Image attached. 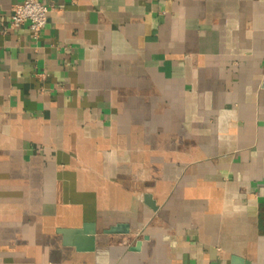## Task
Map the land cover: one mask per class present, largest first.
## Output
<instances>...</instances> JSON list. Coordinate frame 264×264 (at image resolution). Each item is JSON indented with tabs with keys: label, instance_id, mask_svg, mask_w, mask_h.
Here are the masks:
<instances>
[{
	"label": "crops",
	"instance_id": "obj_1",
	"mask_svg": "<svg viewBox=\"0 0 264 264\" xmlns=\"http://www.w3.org/2000/svg\"><path fill=\"white\" fill-rule=\"evenodd\" d=\"M23 1L0 0V264H264V0H43L37 39Z\"/></svg>",
	"mask_w": 264,
	"mask_h": 264
},
{
	"label": "built area",
	"instance_id": "obj_2",
	"mask_svg": "<svg viewBox=\"0 0 264 264\" xmlns=\"http://www.w3.org/2000/svg\"><path fill=\"white\" fill-rule=\"evenodd\" d=\"M50 11L51 8L43 0H25L13 7L10 28L26 24L37 39L48 24Z\"/></svg>",
	"mask_w": 264,
	"mask_h": 264
},
{
	"label": "water",
	"instance_id": "obj_3",
	"mask_svg": "<svg viewBox=\"0 0 264 264\" xmlns=\"http://www.w3.org/2000/svg\"><path fill=\"white\" fill-rule=\"evenodd\" d=\"M146 199H147V203L153 206V202L150 201V196L146 197ZM117 232L127 233L128 227L119 225V226L110 228L107 231V233H117ZM85 233L90 236V238H88L86 242H81V244H79V242H74V243H76V245H78V247L84 251H93L95 248L94 230L90 227H87L85 228ZM238 262L239 264H242V261L238 260Z\"/></svg>",
	"mask_w": 264,
	"mask_h": 264
}]
</instances>
